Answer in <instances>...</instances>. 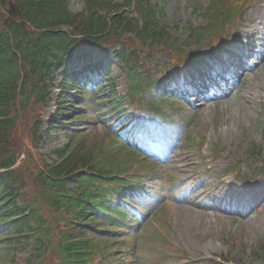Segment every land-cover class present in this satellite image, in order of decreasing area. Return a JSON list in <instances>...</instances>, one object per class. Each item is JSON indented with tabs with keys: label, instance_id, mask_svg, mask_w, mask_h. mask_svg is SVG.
Segmentation results:
<instances>
[{
	"label": "rangeland",
	"instance_id": "374dc122",
	"mask_svg": "<svg viewBox=\"0 0 264 264\" xmlns=\"http://www.w3.org/2000/svg\"><path fill=\"white\" fill-rule=\"evenodd\" d=\"M148 1L162 10L160 19L167 25L172 39L180 45H185V51L198 48L189 43L188 46L186 45L185 28L188 24L205 26L207 19L199 12L193 11L192 0ZM196 1L199 5L205 6L211 0ZM241 1L242 4L245 3L241 11L242 21L235 27L238 33L242 28L246 29V34L249 35L240 36L236 31L231 43L239 40L262 43L264 22L257 28L253 21L257 19V11L264 8V0ZM66 2L71 12H78L83 6L82 0H66ZM205 39L204 37L200 48L195 50L199 52L208 50V42ZM258 53L260 56H255L256 58H247L252 66L245 70L247 72L244 76L236 82H227L228 80L224 79L219 85L217 91L219 94L215 93L212 97L198 101L197 98L188 100L176 97L179 99L177 100L168 96L159 98L156 95L162 93L167 84V79L164 77L165 70L173 69L175 67L173 63L175 65L176 63L171 58L167 59L151 52L146 59L152 87L139 95L145 106L139 105L138 109H135L131 99L126 97L128 75L119 68L114 53L108 57L112 63L109 79H114L116 94H120L124 99L121 100L120 107L127 113L134 108V115L141 114L140 116L151 126L158 150L161 148L168 153V156L165 153L160 155L161 164L155 172V180H147L142 191L135 187L138 195L134 197L131 205L140 216H146L152 207L158 205L157 199H163L164 202L159 205V208L161 206L163 208L161 215L152 218V214L149 215L144 221L145 227L134 231L133 236L142 255L136 259L131 255V264L158 263V260L152 259L150 247L160 243L159 239L154 238L159 232L166 237L174 252L187 255L186 258L189 259L180 263L177 256H168L169 262L173 264H203L200 262L201 259L210 257L219 259V256L228 259L226 264H264V256L258 250V242L264 241V179L254 184L246 182L237 184L233 180L232 172L227 174V168L237 162L243 172H254L256 176L253 177L258 179L259 169L255 168L264 159V52L258 50ZM204 59L206 62L207 59ZM217 61L214 59L207 64H215ZM77 66L78 60L75 57L69 56L66 59L64 65L66 70L75 69ZM192 68H186L185 75L181 78L184 79ZM138 73L144 75L142 69ZM54 75L56 85L61 77L60 71L55 72ZM188 80L189 78L181 84L184 85ZM104 83L99 94L92 89L85 94V100L78 101L82 106L74 110L75 113L73 112L71 118L54 124L56 127L50 130L43 129L42 141L37 151L46 162L55 159L53 150L63 146L70 139H81L85 147H91L93 144L97 146L100 137L105 144L106 134L109 137L110 133L114 137L127 128V126L120 127V122H116L118 119L108 120L104 112L101 113L100 109L105 107L104 103H106L104 100L112 98L110 81L106 80ZM56 94H58L57 88L47 100L49 113L53 111ZM151 103L159 106L160 110L151 109ZM188 138L197 144L204 141L200 153L198 149L186 151L184 147ZM114 143L109 146L116 147V142ZM212 144H217L219 148L217 160L210 158ZM204 163L208 164L207 167L211 165L209 171L200 170ZM219 176L223 177L227 189L232 191V197L220 195L221 191L211 186V181H216ZM210 188L219 196L214 199L208 198L205 192ZM251 193L257 200L262 197L263 200L254 209L246 210L248 204L245 202ZM234 197L239 198L240 201V204L235 205L239 214L220 207L226 203H234ZM220 198L222 202L217 200ZM156 228L159 232H155ZM0 237V264H5L7 256H13L15 264H29L27 259L34 252L32 240H23L10 252L3 234H0ZM139 237L142 240L139 241ZM5 251H8V255Z\"/></svg>",
	"mask_w": 264,
	"mask_h": 264
},
{
	"label": "trees",
	"instance_id": "16d2710c",
	"mask_svg": "<svg viewBox=\"0 0 264 264\" xmlns=\"http://www.w3.org/2000/svg\"><path fill=\"white\" fill-rule=\"evenodd\" d=\"M83 4L81 12L71 13L65 0H0V220H11L17 231L30 232L35 249L43 254L35 264H94L106 252L105 238L96 236L95 226L101 220L124 226L123 208H114L106 195H120L129 179L137 178L125 168L135 151L118 158L95 148L85 152L65 145L56 149L52 163L35 152L41 127L49 129L72 111L66 92L74 78L64 74L56 111L45 124L41 121L52 74L72 52L83 57L96 47L107 51L119 44L130 90L141 91L148 80L128 66L141 51L168 38L145 0H83ZM233 10L231 4L212 2L206 13L215 14L214 21L223 28ZM124 31L133 37L120 38ZM176 52L169 56L183 60ZM32 219L35 225L29 224ZM108 231L114 229L98 233ZM260 246L264 250V243Z\"/></svg>",
	"mask_w": 264,
	"mask_h": 264
},
{
	"label": "bare ground",
	"instance_id": "6f19581e",
	"mask_svg": "<svg viewBox=\"0 0 264 264\" xmlns=\"http://www.w3.org/2000/svg\"><path fill=\"white\" fill-rule=\"evenodd\" d=\"M258 13L264 17V10H259ZM246 33V29L242 28L240 35H243Z\"/></svg>",
	"mask_w": 264,
	"mask_h": 264
}]
</instances>
